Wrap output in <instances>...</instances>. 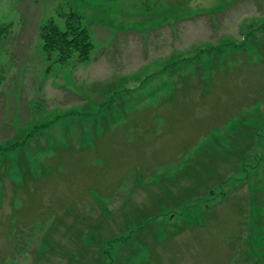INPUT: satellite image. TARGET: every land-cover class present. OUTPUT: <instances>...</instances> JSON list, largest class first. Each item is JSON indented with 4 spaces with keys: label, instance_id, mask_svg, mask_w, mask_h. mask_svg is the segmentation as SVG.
I'll return each instance as SVG.
<instances>
[{
    "label": "rangeland",
    "instance_id": "1",
    "mask_svg": "<svg viewBox=\"0 0 264 264\" xmlns=\"http://www.w3.org/2000/svg\"><path fill=\"white\" fill-rule=\"evenodd\" d=\"M181 1L0 0V264H264V0Z\"/></svg>",
    "mask_w": 264,
    "mask_h": 264
},
{
    "label": "trees",
    "instance_id": "2",
    "mask_svg": "<svg viewBox=\"0 0 264 264\" xmlns=\"http://www.w3.org/2000/svg\"><path fill=\"white\" fill-rule=\"evenodd\" d=\"M188 0H182L181 2H187ZM179 4V2L176 3V5ZM165 12V11H164ZM72 21L79 22V14L76 11L70 12L66 15V23L67 25L72 24ZM9 26H3L0 25V50L3 45V41L8 35L10 31ZM45 31H47L45 34L41 35L43 42L46 46H44V49L48 51L49 53L55 52L57 50V47H59V42L63 38L62 32L60 29H58V26L54 24V21H51L49 24L46 25ZM88 32L86 29L85 31L78 30L75 35L68 39V33L66 32L64 34V39L71 42L72 47L74 49H79L81 53H88L89 49V43L87 42L89 39V35L86 33Z\"/></svg>",
    "mask_w": 264,
    "mask_h": 264
},
{
    "label": "crops",
    "instance_id": "3",
    "mask_svg": "<svg viewBox=\"0 0 264 264\" xmlns=\"http://www.w3.org/2000/svg\"><path fill=\"white\" fill-rule=\"evenodd\" d=\"M233 1H235V0H233Z\"/></svg>",
    "mask_w": 264,
    "mask_h": 264
}]
</instances>
